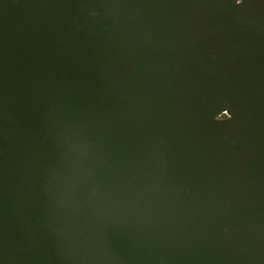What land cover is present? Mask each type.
<instances>
[{
	"label": "water",
	"instance_id": "1",
	"mask_svg": "<svg viewBox=\"0 0 264 264\" xmlns=\"http://www.w3.org/2000/svg\"><path fill=\"white\" fill-rule=\"evenodd\" d=\"M0 264H264V0H0Z\"/></svg>",
	"mask_w": 264,
	"mask_h": 264
},
{
	"label": "clouds",
	"instance_id": "2",
	"mask_svg": "<svg viewBox=\"0 0 264 264\" xmlns=\"http://www.w3.org/2000/svg\"><path fill=\"white\" fill-rule=\"evenodd\" d=\"M237 4L239 5V4H243V0H237ZM231 119H232V117H231ZM230 119V120H231ZM227 121H229V120H227ZM218 122H225V121H218Z\"/></svg>",
	"mask_w": 264,
	"mask_h": 264
}]
</instances>
